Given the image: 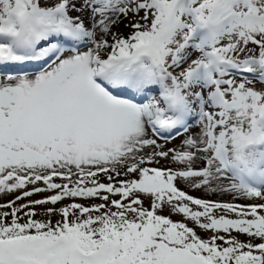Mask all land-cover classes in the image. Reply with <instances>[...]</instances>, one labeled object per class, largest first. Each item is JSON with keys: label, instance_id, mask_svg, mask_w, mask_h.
Listing matches in <instances>:
<instances>
[{"label": "snow or ice", "instance_id": "obj_1", "mask_svg": "<svg viewBox=\"0 0 264 264\" xmlns=\"http://www.w3.org/2000/svg\"><path fill=\"white\" fill-rule=\"evenodd\" d=\"M0 264H264V0H0Z\"/></svg>", "mask_w": 264, "mask_h": 264}, {"label": "rangeland", "instance_id": "obj_2", "mask_svg": "<svg viewBox=\"0 0 264 264\" xmlns=\"http://www.w3.org/2000/svg\"><path fill=\"white\" fill-rule=\"evenodd\" d=\"M193 194H195V195H200V193H193Z\"/></svg>", "mask_w": 264, "mask_h": 264}]
</instances>
